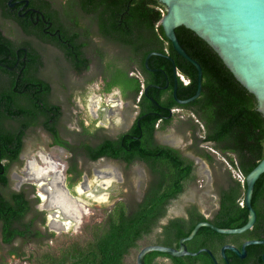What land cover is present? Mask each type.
Instances as JSON below:
<instances>
[{
    "label": "trees",
    "instance_id": "1",
    "mask_svg": "<svg viewBox=\"0 0 264 264\" xmlns=\"http://www.w3.org/2000/svg\"><path fill=\"white\" fill-rule=\"evenodd\" d=\"M16 3V0H0V26L10 23L16 26L20 34L38 42L51 45L62 52L66 62L80 73L87 71L91 61L86 56L88 44L82 40L92 32L84 34L79 31V21L70 25L68 19L61 15L50 0H28ZM77 13L93 19L97 34L103 39L126 49L131 53L134 62L143 74L148 77L144 84L165 87L170 82L169 90L160 91L152 87L140 102L141 116L133 127L116 139H101L96 144L83 143L82 154L90 162L101 159L118 161L132 166L140 162L148 168L151 182L145 197L132 214L125 203L114 206L108 220L100 232L85 244L74 243L63 252L62 258L45 254L34 264H124L127 256L140 247L139 242L151 232V227L163 219L168 207L178 200L193 180V164L188 163L173 147L158 144L156 140L157 125L167 127L173 117L171 110L180 108L190 112L202 122L205 138L203 143H210L227 163L233 165L244 178V183L232 178L228 172L227 184L221 186L219 192L220 212L213 225L219 229H238L248 221V210L241 205L246 193V178L264 158V116L258 111L256 98L248 92L225 66L214 50L193 31L181 27L175 30L178 41L186 54L195 60L202 69V91L194 102L178 105L173 97L174 81L177 84V97L187 100L197 90L198 73L195 67L179 56L166 39L159 25L164 14V6L157 0H67ZM9 3L13 5L10 6ZM23 10H20L21 8ZM39 11V12H36ZM27 12V13H26ZM77 15V14H76ZM64 18L68 21H65ZM12 34V33H11ZM84 35V36H83ZM13 36V35H12ZM19 42L8 39L0 30V187L9 186V168L18 162L23 149V139L29 127H37L39 118H44V126L48 132L58 138L54 124L50 121L57 117L58 107L50 100L51 82L38 77L43 66V57L34 50L32 40ZM34 43V42H33ZM33 46V47H32ZM22 47L29 48L30 62L25 58ZM19 52V53H18ZM151 53L149 68L160 69L162 73L150 79L145 67V60ZM170 57L174 63L170 62ZM184 75L189 83L183 84L174 76V68ZM43 69V68H42ZM104 92L119 89L124 97L135 101L142 91V84L128 72L106 65L104 75ZM121 79L119 80V78ZM57 113V115H56ZM20 121V127H5L4 122ZM192 132L199 128L188 122ZM82 131L85 128L80 122ZM86 129V128H85ZM88 131H90L88 129ZM87 133V132H86ZM59 145L70 150L69 143L61 140L50 146ZM74 153V152H72ZM206 161L213 162L214 156L202 154ZM7 161V162H4ZM77 164L71 171L77 172ZM23 194H10L5 197L0 191V224L4 246L11 244L16 238L29 233V227L20 232V220L25 219L29 211ZM256 212V227L246 234L256 233V237L264 236V174L254 186L251 200ZM129 210V211H128ZM18 224L13 229V224ZM197 222L193 221L190 230L184 231V220L173 218L163 228V238L178 241L189 236ZM39 231V230H38ZM40 236V233H37ZM229 236L218 234L208 227H203L197 234V245L215 251L218 244H223ZM22 239V238H21ZM164 239V240H165ZM264 239V237H263ZM216 246V248H215ZM248 257L240 259L234 253L226 251L229 264H264L262 255L264 246L253 245L246 248ZM15 252L7 251L5 255ZM156 256L164 253L151 252L147 258L149 264ZM171 258V257H170ZM175 264H213L208 255L183 259L171 258Z\"/></svg>",
    "mask_w": 264,
    "mask_h": 264
},
{
    "label": "rangeland",
    "instance_id": "2",
    "mask_svg": "<svg viewBox=\"0 0 264 264\" xmlns=\"http://www.w3.org/2000/svg\"><path fill=\"white\" fill-rule=\"evenodd\" d=\"M50 1H52L55 8H57L61 12V15L68 19L70 25H74V22H72V20L79 21L80 26L78 30L81 31L82 34H84V32L86 31H91L92 29V32L88 34V36L83 35L84 38H82V40H84L88 44V47L86 48V56L91 61V63L87 71H84L83 73H77L72 68L71 64L69 62H66L62 52H59L58 49H55V47H52L51 45H42L41 42L32 39V41L36 43L37 47L45 50L44 55L46 58L45 60L47 67L43 70V77H45V79L50 81L53 85L54 96L56 97V99L53 100L64 104L66 112V122L62 128L66 131L67 139L70 138L68 139L70 150L74 153L72 156L69 150L62 151L56 153L57 156H60L61 160L59 158H56L57 160L51 158V155H54L55 151L53 149H48L49 147L47 148L49 144L48 138L46 134L41 131L40 124H38L37 126L39 127L33 129V131L30 133V135L32 137H36V139L34 138L31 146L30 144L27 145V152L32 155L33 152H35L42 146L41 149L49 151L50 157L48 159H44L42 157L43 159H41V162L48 163L49 166H47L46 168L40 167L38 161H33L34 159H32L31 156L30 158H28L32 161L30 166L33 170H36L38 168V171L40 170V172L45 175L44 178H47L49 176V172L61 173L62 171L63 173L65 170L67 171V174H69L71 171H68L70 164H76L75 162H77V179L81 181L78 188L82 193L89 191V189H92L96 192L97 190H99L98 188H102V190H100L98 198H107L106 200L110 201V195L106 194L107 191L106 189H104V184H108L109 186H117L118 191H114L116 192V198L114 202H118L115 204L117 205L119 203H122L124 198L128 203L130 202V211H128L129 213H131L133 212L134 206L135 204H137L138 199L147 191V187L151 182V176L148 168H146L145 165L140 162H136L132 166L128 167L121 162L107 159L100 160L96 163H90L85 159V156L82 154L81 150L78 151L81 144L83 143L96 144L100 142V139L106 136H103L102 127L105 126V128L108 130V134L110 132L109 136L113 137V135L121 134L122 132L127 130V128H129V126H131L134 122V119L137 116L138 112L134 107L136 104H138V99L134 101L132 97H130L129 99H124L122 104H119L118 109L120 110L122 115L124 114L125 120H127L125 121V126H123L124 120H122V115L120 116V112H115L114 114H108L107 116H105L104 119H106V123L105 125H103L104 123L98 120V116L100 114V106L104 104L100 103V106L92 104L94 100H100L101 102L102 98H107V100L109 101L113 99L112 96H116L115 93H112L109 97V93L104 92L105 76L103 75L105 73L106 65H108L107 61L115 57L117 62L121 63L119 65L129 69L132 65V59L128 60L129 58L126 57V53L130 52L126 49H121L117 45H114L111 42L100 37L97 34L96 27H94L93 25V19H91L90 17H86L79 12L77 13L76 8L73 7L67 0ZM66 19L64 18L65 21H67ZM4 26L6 28V32L8 31L12 33L15 40L19 42L25 40V38H23L15 25L6 23L4 24ZM131 71L133 70L129 71L130 74L132 73ZM134 73L140 77L137 72L134 71ZM117 78H119V80L121 79V77ZM141 80H143L142 77ZM78 106L82 109V113L80 114V116L74 115L76 109H78ZM87 107L89 111L92 112L91 119H88L86 117L87 113L85 111L87 110ZM177 112V117H173L169 126H159L156 133V140L158 144L173 147L178 150H183L182 147H184V144H187L188 140L192 139L195 136L197 138H200L199 140H201L202 144V141L205 138V131L202 122H200L196 116L192 115L186 110L177 108ZM117 121L120 123L119 126H115V123H117ZM72 122H74V124H72ZM78 122L79 124L80 122H82V125H84L86 129L84 128L82 131L80 125L76 126L75 123ZM188 122L192 123V125H197L199 127L197 128L198 130H196V132H192L191 125H189ZM181 123H183V128L181 127V134L184 135L179 134L180 131L177 130V126H180ZM77 127H80V129L78 130ZM88 129L90 131H88ZM187 132L188 134H190L188 137H186ZM90 136H93L95 138H91ZM181 139H184V141ZM29 141L31 142V140ZM201 150L204 153H210L214 156L215 163L219 165L218 168H221L224 173L226 172L227 177L229 175L228 172L231 174V176H233V173L228 169L229 166L227 164V160L215 150L213 145H211L210 143H203ZM57 161H59L60 163H58ZM195 164H198V166L195 165L196 167L194 168L195 171L193 175L194 178L189 183L188 187H190V189L191 187H193L192 189L200 192V184H203L202 180L206 181V179H208V174L205 173L206 170L209 171V175L211 173L210 177L212 178V181L210 184L215 183V181L217 180V175H215L211 168L208 167V162H206L205 160L199 162V160L197 159L195 161ZM201 164L204 165L201 166ZM20 171L21 169L19 164L10 166L9 177L12 178L10 179L11 187L14 186V182L16 181L15 175H21ZM73 174L76 176L75 173ZM108 181L110 182L108 183ZM226 184L227 181L226 183L224 182L223 185ZM109 191L110 193H113V191ZM131 192L135 194L133 195V193ZM67 193L65 192V196H67L63 199H68L67 208L64 207V211H66L70 206L72 212H75L77 216V219L74 220L75 223L73 222L74 225H68V227H71V230H68V228L65 229L64 227L60 228V224H62L61 221L55 220L54 223L59 226L58 230H60L58 231L55 239L46 240L45 236L42 243H38L31 238L16 240L14 242L15 248L13 250L6 248L8 246H4L2 244L0 234V264H34V262L37 261L36 258H40L45 254H50L56 258H62V254L68 246L73 245L76 242L81 245L85 244L86 241H89L93 238V235L95 233L100 232V230L104 227L107 217L110 215L113 209H110L109 206L105 207L102 203L103 201L101 200L99 203L93 204L92 206H87L83 202L79 201L78 197L76 198V196ZM203 193L204 192L201 193L202 197L201 201H199L200 210L205 214H208L209 212H211V210H213V207L209 206V204H214L215 201L210 200L209 196H206V194L204 196ZM188 195H193L191 190L190 192L189 190H187L186 193H184L177 201H174L168 207L165 218L160 221L161 225H159L155 229L154 233L151 236L147 237L139 244L140 247L138 249L133 250L130 255L126 257L124 264H137V257L139 252L142 248L151 243L158 245L164 244V246H167L169 242L162 236L163 227H165L174 216L185 215L184 209L192 206V204L190 203L187 204V199L193 200V197ZM207 195L209 194L207 193ZM119 196L120 198H118ZM134 198L135 200L133 201ZM208 201L210 203H207ZM59 205L62 206V202ZM71 210L69 211L71 212ZM31 219V215H29L26 218L27 223H29ZM36 224L37 228H39L40 230H44L38 222H36ZM65 230L66 232H64ZM17 250H19V253L17 252ZM7 251H12L15 253L5 255ZM160 264L170 263L167 260H162Z\"/></svg>",
    "mask_w": 264,
    "mask_h": 264
},
{
    "label": "flooded vegetation",
    "instance_id": "3",
    "mask_svg": "<svg viewBox=\"0 0 264 264\" xmlns=\"http://www.w3.org/2000/svg\"><path fill=\"white\" fill-rule=\"evenodd\" d=\"M23 1L26 2V4L24 6L27 7L28 4H29L28 0H16V3L17 2L23 3ZM23 9L24 8L22 7L20 10H23ZM36 12H39V11L36 10ZM0 30H2L3 35L5 37H7L8 39H12V38L14 39V37L12 36V34L10 32H8V31L6 32V28H4V27L2 28L0 26ZM22 36H23V38L27 39V37H25L24 35H22ZM27 40H32V38H29ZM32 44L35 45L34 46V50L37 52V54H39V55H41L43 57L42 58L43 59V61H42L43 62V66H42L43 69L41 68L40 71L38 72V77L43 79V80H45V77H43V70L47 67L46 60H45L46 58H45V55H44L45 50L40 49L39 47H37L35 42L34 43L32 42ZM43 44L44 43H42V45ZM22 49L26 52L25 53V58H22V59H19V60L20 61L22 60V62L25 63V65H26L27 63L30 62L29 61L30 59L26 58L29 55V50L30 49L27 48V47H22ZM130 59H131V53H130V58L128 60H130ZM107 62H108V65H109L110 69H114V67H117V68L123 69L125 71L127 70V68L119 65L121 63L117 62L115 57L110 59V60H108ZM131 64H132L131 67L130 68L128 67V68H129V71L130 70H133V71H131L132 72L131 74L128 71V76L129 77H134V71H136L143 78V80L145 81L148 78V77H146L148 75L146 74V76H145V74L142 73V71L138 68V66L134 62H131ZM148 66H149V64H148ZM146 70L148 71L150 79H151V77L154 74L155 75H159V73L163 74V72L160 69H155V68L154 69L153 68H148L147 69L146 68ZM75 72L80 73L79 71H76V70H75ZM174 76H176V71H174ZM134 78L137 79L136 77H134ZM167 83H168V85H167ZM167 83H166L165 87L155 86L154 84H149V86L144 85V92L143 93H144V95H146L148 93V90L150 88H152V87H158L160 91L169 90L170 82L168 81ZM175 84H176V82L174 81V87H175ZM51 86H52V90L53 91L51 93L49 102H51L53 105H57L56 107H58V113L59 114L57 115V113H56L57 117H55L53 121L51 120L50 124H54L55 125V129H56V131L58 133V138L53 136L50 132L47 131V129L44 126L45 120H44L43 117L39 118L37 123L40 124L41 131L44 134H46V136L48 138L49 144H48L47 148L49 147L48 149H53L55 151V154L51 155L52 156L51 158H54V159L59 158L60 159V156H57L56 153H59V152H62V151H67V149L65 147H61L59 145H53V146H50V145L52 143L54 144L55 141H59V143H60L61 140L66 141V142L69 143L68 139H70V138L67 139L66 131L62 128L64 126L65 122H66V119H65L66 112H65L64 104H62L61 102H56L55 100H53V99H56V97L54 96L53 85L51 84ZM174 87H173V92H174ZM108 93H109V97H110V95L112 93H115L116 96H112L113 99L109 100V101L107 100V98H105V99L102 98L101 102H100V100H96V101L94 100L92 102V104H96L97 106H100V103L104 104V105L100 106V111L99 112H100L101 115L99 114L100 117L98 116V120L103 122L104 123L103 125H105V123H106V119H104V117L107 116L108 114H114L115 112L119 113L120 112V110L118 109L119 104L120 103L122 104L124 99H129L130 98L129 96L124 97L123 94H121L119 89H113L112 91H110ZM140 102H141V100H140ZM140 102L138 104H136L135 107H134L135 109H137L138 112H137V116L135 117L134 122L132 123V125L129 126V128H127V130H125L121 134L113 135V137L109 136L110 132L108 134V130L104 126V127H102V131H103V136H105V135L106 136L103 137L102 140L105 139V138L116 139L120 135L125 134L128 131H130V129L133 127V125L137 121L138 117L141 116V110H140V106H139ZM114 109H116V110H114ZM85 112L87 113L86 117L88 119L89 118L91 119L92 112L89 111L88 107H87V110ZM81 113H82V109H81V107L78 106V109H76L74 115L80 116ZM121 115H122V113L120 112V116ZM121 117H122V120H124L123 126H125V124H126L125 121H127V120H125L124 114ZM20 121L22 122L23 120L5 121L4 125H5V127L10 126V127H14V128H19L20 127ZM72 124H74V122H72ZM75 124H76V126L80 125L79 122L75 123ZM115 124H116L115 126H119L120 123L117 121V123H115ZM182 124L183 123H181L180 126H177V130L180 131L179 134L182 133V129H181V127L183 128ZM159 126L160 125L158 124L156 128H159ZM37 127H39V126H37ZM80 127H81V125H80ZM80 127L79 128L77 127V129L79 130ZM33 129H35L34 126L29 127L26 130L25 136H24V139H23V149H22L21 155L19 157V161L11 164V165L19 164L20 169H21V171H20L21 175H19V176L17 174L15 175L16 176V181L14 182V186L13 187H11V182H9V186L7 188L0 187V191H1V193L4 194L5 197H9V195L12 194V193H14V194H21L22 193L23 194V199H24L25 202H27V204H28L27 206L29 208V211L26 214L25 219L20 220V224H21L22 227H21V230H18V231L24 233V231L26 230V227L30 226L29 227V231H28L29 233L28 234L25 233V235L23 237H18L11 244L6 245V246H8L6 248H8L10 250H13L15 248V243L14 242L16 240H24V239L31 238V239H34L38 243H42L44 241L45 236H46V240L55 239L56 236H57L58 231H60V230H58L59 226L56 223H54L55 220H60L61 221L62 224H60V226H61L60 228L64 227L65 229L68 228V230H71V227H68V225L69 224L71 226L74 225V223H75L74 220L77 219L76 213L72 212V210L70 209L71 208L70 206H69V210H71V212H67V210L64 211V207L67 206V202H68L67 200L68 199L62 200L61 198H58L57 197L58 196L57 191L60 192V194H61V196L63 198L66 197L65 196V192L66 193L68 192V193L72 194L73 196H76V198L78 197L79 201L83 202L87 206H92L93 204L99 203L100 200H101V201H103L102 203L104 204L105 207L109 206L110 209L111 208L113 209L114 206L116 205L115 203L118 202V201L114 202V200L116 198V192H114V191H118L117 186H109L108 184H104V189H106V191H107L106 194L110 195V197H109L110 201L109 200L107 201L106 200L107 198H105V199H99L98 198L99 194H100V190H102V188H98L99 190H97L96 192L94 190H92V189H89V191H87L85 193H82L79 190V188H78V186H79L81 181H79L77 179L78 178L77 177V172L70 171L71 167L74 166V163L72 165L70 164V166L68 168L69 169L68 171H70L69 174H67V171H65V170H64L65 173L64 172L62 173V171H61V173H59V172H49V176L47 178L46 177L44 178L45 175L42 174L41 172H37V171L33 170L30 167V164H31L32 161L28 159V158H30V156L32 157V159H34L33 161H38L40 167H45V168L47 166H49V165H48V163L41 162V159H43V158L44 159H48L50 157L49 156V154H50L49 151L41 149L42 146L38 150L33 152L32 155L27 152V145L30 144V146H31L32 142L34 141V138L36 139V137H32L30 135V133L33 131ZM194 134H196V133H194ZM181 135H184V134H181ZM189 135L190 134H188V132H187V136L186 137H188ZM90 137L91 138H95L93 136H90ZM199 139L200 138L199 137L197 138L196 136L193 137L192 139H189L187 144H184V147H182L183 150L182 149L178 150V149L174 148V149H176V150H178L180 152V155L182 156V158L184 160L188 161V163H192L193 164V168L198 166V164L197 165L195 164V161L197 159L199 160V162H201L202 160L206 161V158L202 157V154H204V152L201 150V147H202L203 143L201 144V140H199ZM29 140H31V142ZM181 140L184 141V139H181ZM71 154L73 156L72 152H71ZM208 154L211 155L210 153H208ZM53 156H55V157H53ZM103 159H101V160H103ZM107 160H109V159H107ZM4 162H7V161L4 160ZM57 162L59 163V161H57ZM206 162H208V161H206ZM75 163L77 164V162H75ZM90 163H96V162H92L91 161ZM203 165L204 164H201V166H203ZM208 167H210L211 170L214 172V174L217 175V180L215 181V183L210 184L211 181H212V178L210 177L211 173L209 175V171L206 170L205 173L208 174V179H206V181L202 180L203 184H200V187H201V191L200 192L195 191L194 189H192L193 187H191V189H190V187H187V190H189V192L191 190L192 193H193V195H188V196H192L193 200L187 199V204L190 203V204H192V206L184 209V214L185 215L174 216L173 217V218H181V219L184 220V224H185L184 225V227H185L184 231L186 233L190 230V228H191V226L193 224V221L197 222L195 227H197L200 224L203 225L204 223H209V224L213 225V221L216 219L218 213L220 212L221 207H220V201H219L220 200L219 192H220L221 186H223L224 182L226 183V181L228 180V177L226 175V172L224 173L221 168L220 169L218 168L219 165L215 163V160L213 162H211V163L208 162ZM36 170H38V168ZM194 171H195V169H193V175H194ZM8 172H10V168H9ZM73 173H75L76 176ZM36 176H37V178H36ZM9 178L12 179L11 177H9ZM63 180H64V182H63ZM109 182L110 181H108V183ZM109 190L113 191V193L112 192L110 193ZM186 191H185V193H186ZM202 192H204L203 193L204 196L206 194V196H209L210 200H214L215 201L214 204L210 203L209 201L207 202V203H210L209 206L213 207V210H211V212H209L208 214H205L204 212H202L200 210L199 201H201V197H202L201 193ZM131 193H133V192H131ZM131 193H129V194H131ZM207 193L209 195H207ZM134 194L135 193H133V195ZM81 195H82L83 198L81 197ZM145 196L146 195L144 193L138 199L137 204H135V206H134L133 212H135V209L138 208L139 203L142 201V199ZM118 198H120V196ZM61 200H62V206L59 205ZM134 200H135V198L133 199V201ZM122 203H125L128 206L130 204V202L128 203L124 198H123ZM133 212H131V214ZM29 215H31L32 219L30 220L29 223H27L26 218ZM174 215H176V214H174ZM107 220H108V217H107ZM256 220H257V218H256ZM160 221H161V219H158V222L151 227V232L148 235H145L144 238L142 240H140L139 244L144 239H146L147 237L151 236L154 233L155 229L159 225H161ZM36 222H38L39 225H41L44 230H42V229L40 230L39 228H37L36 227V225H37ZM16 225H18V224L17 223L13 224L12 228L16 229L15 228ZM1 226H0V234H1V240H3V236H2V232H1ZM195 227L193 228V230L195 229ZM203 227H205V226H202L200 229H202ZM255 227H256V223L254 224V227L252 229H254ZM163 228H165V227H163ZM200 229H199V231H200ZM199 231H198V233H199ZM249 231H247V232H249ZM64 232H66V230ZM37 233H40V236H37ZM246 233H244V234H246ZM197 234L195 235V237L192 240L185 241L182 244H181V241L186 239L188 236L183 237V238L179 239L178 241H174L172 239H167L168 242H169L167 244V246H164V244L158 245V244H154V243H151V244H149L147 246H163V247H169V248H173V249H177V250H180V249L183 250L182 249V246H183V248L186 249L190 253L195 254V253L200 252L199 255H197V256H186L185 255L183 257L176 258V257H171V256L166 254L168 257L156 256L155 258H153L151 260V262L149 264H160L162 260H167V261H169L170 264H175V263H173L171 258H176V259H183V258H186V257L195 258V257L201 256L202 254L208 255L209 258L212 260V262L214 264L213 258L208 253H206L205 250H210L212 252L213 257L216 260L217 264H227L226 260L222 257V254H221V250H222V248L224 246L231 245V246H235L238 249H241L242 245L245 242H247V241H250V240H256V241L264 240L263 239V237H264L263 235H260V236L256 237V233H254V232L252 234H248L245 238H243V237L240 238L239 237L242 234L239 235V236L238 235H226V236H229V237L224 239V242H223L222 245L218 244L220 246H218L217 250L215 251V249L212 250V249L205 248V247H199V245H197L198 240L196 239ZM162 236H164L163 233H162ZM27 242H29V241H27ZM2 244L4 245V243H2ZM147 246H145V247H147ZM262 246H264V245H262ZM215 248H216V246H215ZM134 250H136V249H134ZM17 252L19 253V250H17ZM150 253H148L145 256V260H144L145 264H148L147 263V258H148ZM158 253H160V252H158ZM247 257H248V254H247V251H246V258Z\"/></svg>",
    "mask_w": 264,
    "mask_h": 264
},
{
    "label": "water",
    "instance_id": "4",
    "mask_svg": "<svg viewBox=\"0 0 264 264\" xmlns=\"http://www.w3.org/2000/svg\"><path fill=\"white\" fill-rule=\"evenodd\" d=\"M164 6V15L160 21L166 39L171 43L174 51L183 59L191 63L197 73V90L193 97L179 100L177 84L173 97L178 105H187L194 102L202 91V69L200 65L189 57L181 47L175 30L185 27L193 31L204 40L220 57L225 66L234 75L236 80L248 90L257 100L258 111L264 116V0H157ZM10 6L13 7L11 3ZM153 56H162L160 53H151L145 60L148 69L149 59ZM170 62L173 60L166 56ZM176 71V67L174 68ZM168 85V83H167ZM264 174V158L246 178V193L244 206L248 210L247 223L238 229H219L209 223L200 224L191 234L181 241L192 240L202 226L208 227L218 234L241 235L251 230L256 223V212L252 208L251 200L256 182ZM245 181V179H244ZM253 245H264V240H250L245 242L241 249L226 245L222 248V257L226 260V251L234 253L240 259L246 258V248ZM177 250L163 246H147L137 257V264H145V256L150 252H160L171 257L197 256L186 249ZM217 264L210 250H205ZM264 262V253L262 256Z\"/></svg>",
    "mask_w": 264,
    "mask_h": 264
},
{
    "label": "clouds",
    "instance_id": "5",
    "mask_svg": "<svg viewBox=\"0 0 264 264\" xmlns=\"http://www.w3.org/2000/svg\"><path fill=\"white\" fill-rule=\"evenodd\" d=\"M164 15V14H163ZM136 74L134 73V77H136L137 78V80H139L140 81V83L142 84V87H141V89H142V91L140 92V93H142V95H143V92H144V80H141V76L139 77L138 75H136ZM176 78H178L183 84H185V85H187L186 84V82L188 81V79L184 76V75H182V73H180V71H178L177 69H176V76H175ZM182 77V78H181ZM143 79V78H142ZM189 82V81H188ZM142 95L140 96V94H139V96H138V103L140 102V100H141V97H142ZM136 99V100H137ZM135 100V101H136ZM176 113H178L177 112V108H174V109H172L171 110V114H172V117H177V115L178 114H176ZM158 129V128H157ZM60 163V162H59ZM228 164V169H229V171L230 172H232L233 173V178H235L234 177V174H235V171H236V169H235V167L233 166V165H231V164H229V163H227ZM202 183H203V181H202ZM241 202H243L244 203V201H241ZM244 206V205H243Z\"/></svg>",
    "mask_w": 264,
    "mask_h": 264
},
{
    "label": "built area",
    "instance_id": "6",
    "mask_svg": "<svg viewBox=\"0 0 264 264\" xmlns=\"http://www.w3.org/2000/svg\"><path fill=\"white\" fill-rule=\"evenodd\" d=\"M182 78V77H181ZM189 82L187 81L186 82V84H188ZM142 95V93H140V96ZM234 177L237 179V181H239V182H241V183H244V177L240 174V173H238L237 171H235V174H234ZM241 205L243 206L244 205V203L243 202H241Z\"/></svg>",
    "mask_w": 264,
    "mask_h": 264
},
{
    "label": "bare ground",
    "instance_id": "7",
    "mask_svg": "<svg viewBox=\"0 0 264 264\" xmlns=\"http://www.w3.org/2000/svg\"><path fill=\"white\" fill-rule=\"evenodd\" d=\"M32 165H33V164H32ZM48 165H49V164H48ZM30 167H31V166H30ZM33 167H34V166H33ZM35 167H36V166H35ZM35 169H36V168H35ZM35 171L40 172V170H39V171H38V170H35ZM43 173H44V172H43ZM39 176H40V175H39ZM39 176H38V177H39ZM36 178H37V176H36ZM57 193H58V198H61V199L63 200L64 198L61 196L60 192L57 191ZM66 196H67V195H66ZM62 200H61V202H62ZM61 202H60L59 204H61ZM72 203H73V202H72ZM65 207L67 208V206H65ZM65 210H66V209H65ZM67 212H70V211H69V208L67 209ZM67 212H66V213H67ZM70 216H71V215H70Z\"/></svg>",
    "mask_w": 264,
    "mask_h": 264
},
{
    "label": "crops",
    "instance_id": "8",
    "mask_svg": "<svg viewBox=\"0 0 264 264\" xmlns=\"http://www.w3.org/2000/svg\"><path fill=\"white\" fill-rule=\"evenodd\" d=\"M126 57L128 58H130V53H126ZM123 70V69H122ZM124 72H128L129 71V69H127L126 71L125 70H123ZM136 72V71H135Z\"/></svg>",
    "mask_w": 264,
    "mask_h": 264
}]
</instances>
